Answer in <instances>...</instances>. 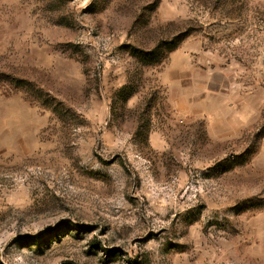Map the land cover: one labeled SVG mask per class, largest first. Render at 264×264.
Listing matches in <instances>:
<instances>
[{
    "label": "rangeland",
    "instance_id": "1",
    "mask_svg": "<svg viewBox=\"0 0 264 264\" xmlns=\"http://www.w3.org/2000/svg\"><path fill=\"white\" fill-rule=\"evenodd\" d=\"M0 264H264V0H0Z\"/></svg>",
    "mask_w": 264,
    "mask_h": 264
}]
</instances>
